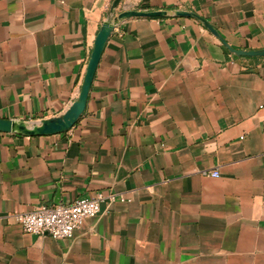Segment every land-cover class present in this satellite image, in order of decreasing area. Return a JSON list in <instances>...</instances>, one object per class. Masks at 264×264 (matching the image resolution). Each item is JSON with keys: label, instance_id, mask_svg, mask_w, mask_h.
I'll return each instance as SVG.
<instances>
[{"label": "crops", "instance_id": "crops-1", "mask_svg": "<svg viewBox=\"0 0 264 264\" xmlns=\"http://www.w3.org/2000/svg\"><path fill=\"white\" fill-rule=\"evenodd\" d=\"M112 1L0 0V119L31 127L76 102L104 22L164 13L115 25L67 131L0 132V264H264V55H241L264 0ZM98 193L125 201L72 239L11 218Z\"/></svg>", "mask_w": 264, "mask_h": 264}, {"label": "water", "instance_id": "water-1", "mask_svg": "<svg viewBox=\"0 0 264 264\" xmlns=\"http://www.w3.org/2000/svg\"><path fill=\"white\" fill-rule=\"evenodd\" d=\"M121 0H113L109 9V15L112 16L113 12L117 9ZM186 15V14H180ZM164 16V13H143V12H123L113 18L104 22L100 28V31L94 42V48L92 50L90 60L88 62L86 74L80 89L79 96L76 102L70 107V109L61 117L53 118L49 120H43L39 124L34 126H28L24 122H14L11 120L0 119V132L3 133H17L25 136H47L62 133L71 128L76 120L81 116L84 111L87 95L90 89L91 82L94 77L96 67L98 65L104 44L110 36L115 25L123 19L130 17H160ZM207 26V25H206ZM208 27V26H207ZM209 28V27H208ZM210 29V28H209ZM244 56H261L264 52L255 53H241Z\"/></svg>", "mask_w": 264, "mask_h": 264}, {"label": "built area", "instance_id": "built-area-1", "mask_svg": "<svg viewBox=\"0 0 264 264\" xmlns=\"http://www.w3.org/2000/svg\"><path fill=\"white\" fill-rule=\"evenodd\" d=\"M211 176L217 177L216 173ZM124 202L114 195L98 193L91 198L78 199L70 205L36 208L33 212L13 214L11 218L23 232L32 235H48L54 240L72 239L87 219L96 218L102 205Z\"/></svg>", "mask_w": 264, "mask_h": 264}]
</instances>
